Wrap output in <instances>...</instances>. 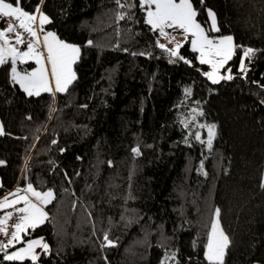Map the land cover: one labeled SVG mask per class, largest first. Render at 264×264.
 Wrapping results in <instances>:
<instances>
[{
	"label": "trees",
	"instance_id": "1",
	"mask_svg": "<svg viewBox=\"0 0 264 264\" xmlns=\"http://www.w3.org/2000/svg\"><path fill=\"white\" fill-rule=\"evenodd\" d=\"M190 2L207 35L232 36V79L208 80L188 41L170 57L139 0H22L79 54L61 92L29 96L11 57L0 65V195L29 184L54 195L22 236L48 250L21 262L0 249V264H209L217 209L222 264H264V0ZM195 122L215 125L210 147Z\"/></svg>",
	"mask_w": 264,
	"mask_h": 264
},
{
	"label": "snow or ice",
	"instance_id": "2",
	"mask_svg": "<svg viewBox=\"0 0 264 264\" xmlns=\"http://www.w3.org/2000/svg\"><path fill=\"white\" fill-rule=\"evenodd\" d=\"M120 7V0H116ZM22 0H13V2H6V0H0V19L11 18L17 22V24H9L7 29L0 30V65L6 63V55L11 56L12 63L15 65L16 60L19 59L21 63L27 60H35L36 64L39 66L32 72L26 73L25 75H20L15 66L12 68V78L20 87L29 95H39L40 90L50 91L51 81H55V90L57 92L65 91L68 84L74 79V75L71 71V65L75 62L79 54V49L76 46L65 43L59 40L56 35L52 32L44 33L42 47L46 51V57L44 51H38L37 45L41 43L40 32L43 31L41 27L38 32L33 28V24L37 21L36 13H39V24L43 26L49 23V18L40 11L37 7L35 13H29L24 10L21 6ZM203 3V0H201ZM141 6H151L154 5L155 8L148 7L147 18L145 23L150 25L153 31H159L161 36H168L169 33L165 31L166 28H178L183 30L185 38L187 34L191 33L193 37L191 43L194 51L200 53L199 62L201 64H208L212 67V72H205V75L212 83H218L220 79H232L231 75L221 76L217 78V71L224 67L229 60L232 59L233 55V38L231 36L221 37L218 40L209 38L205 34V29L196 21L198 15L197 11L194 9L190 0H140ZM208 16L212 21L211 28L209 31L216 32L219 31L216 26L215 14L209 10ZM122 18V17H118ZM17 28L23 29L32 39L27 43L26 51H19L14 47H5L8 45L9 41L5 39L7 33L16 32ZM16 43L23 44L24 39L22 35L17 32ZM160 48L165 46L162 44L158 45ZM181 47L180 44L176 45V49L171 50V55L176 56L177 51ZM253 52L252 49L244 50V56L247 57ZM45 60L47 64L51 65L50 77L49 73L44 67ZM245 68L244 60L241 59L240 70L243 71ZM231 70L229 69V72ZM202 114V113H201ZM201 127H204L201 125ZM208 127V140L207 144L210 147L212 139L214 137L215 125H209ZM2 134V131H0ZM196 139L200 140L199 133H196ZM203 142V141H202ZM55 143V141H54ZM133 153H138V149L133 148ZM2 163V162H0ZM261 187L264 188V182L261 183ZM26 194L23 196H18V199L14 201H9L8 197H5L3 201H0V208L9 206L10 204H18L21 201L24 203V207L17 208L16 211L22 213L20 217V222L14 225L15 231L11 232L10 239L6 244H0V249H7L13 246V242H21L23 240L21 233H25L28 228H35L39 223L47 219V213L43 209L33 203L28 198V193L35 197L38 201L43 204L50 203L54 198L53 192L51 190L47 192L36 191L31 184L23 190ZM19 192V190H18ZM17 193H11L12 196H17ZM12 213L7 214V218H11ZM216 216H219V209L216 210ZM6 222V218H0V232L4 233L6 236L9 233L3 227ZM104 241L106 244L104 246H114V242L108 239L107 234L104 235ZM26 247H20L15 251L4 253V260L6 261H24L25 259H31L33 262L37 260V255L35 249L37 247H42L44 251L48 250V245L43 243L42 240H30L25 241ZM228 246V238L224 235L222 231L217 230V222L214 220L211 225V231L208 236V243L205 245L204 256L209 264H217L220 262L222 264V258L224 251Z\"/></svg>",
	"mask_w": 264,
	"mask_h": 264
},
{
	"label": "rangeland",
	"instance_id": "3",
	"mask_svg": "<svg viewBox=\"0 0 264 264\" xmlns=\"http://www.w3.org/2000/svg\"><path fill=\"white\" fill-rule=\"evenodd\" d=\"M139 2H140V0H139ZM177 2H178V0H177ZM148 7H151V8H155V6L154 5H151V6H148V5H145V6H143V9H144V11H145V19L147 18V9H148ZM209 10H211V9H208L207 10V14H208V11ZM212 11V10H211ZM213 12V11H212ZM214 13V12H213ZM209 17V16H208ZM215 20H216V18H215ZM197 21V20H196ZM198 22V21H197ZM209 22H210V26L212 25V21L210 20V18H209ZM11 24H16V22H10ZM10 23H8L7 24V27L9 26V24ZM199 23V22H198ZM216 26H217V24H216ZM39 29H41L40 28V26H39ZM165 31L167 32V33H169V35L168 36H161L160 35V33H159V31H157V37H156V43H157V45H159V44H162V45H164L165 47V49H167V51H168V54H169V56L170 57H172V58H174V57H176L177 55L178 56H180V52H179V50L177 51V55L176 56H172L171 55V50H174V49H176V45L177 44H180V45H182L183 43H185L186 41H188V45H189V47H190V49H192L193 50V47H192V43H191V41H192V39H193V37L191 36V33H188L187 34V38H185V34L183 33V30H181V29H178V28H171V29H168V28H166L165 29ZM16 32H19V28H17V31ZM206 34V33H205ZM207 35V34H206ZM209 36V38H211V39H214V40H218L219 38H221V37H226V36H231V35H229V34H215V35H208ZM232 37V36H231ZM232 43H233V46H234V48H233V54H234V52H235V44H234V42L232 41ZM0 44H1V41H0ZM16 49H18L19 51H25L23 48H20V47H16ZM246 49H249V48H245V49H243L242 50V52H241V55H240V58H239V62H238V68H239V70H240V65H241V59L243 58V60L245 59V56H244V50H246ZM196 52V56H197V60H198V62H199V56H200V53L198 52V51H195ZM12 59V58H11ZM17 60H19V59H17ZM16 60V61H17ZM20 61V60H19ZM27 61H30V60H27ZM26 61V62H27ZM21 63V62H20ZM199 64H200V67H201V69H202V73H205V72H212V67L210 66V65H208V64H203V65H205V67H203L202 66V64L199 62ZM244 65H245V68H246V64H245V62H244ZM245 68H244V70H245ZM229 69L231 70V63H229V61L227 62V64H225L224 65V67H222V68H220L218 71H217V73H216V75H217V78H219V77H221V76H227V75H231L232 74V71H230L229 72ZM243 70V71H244ZM241 71V70H240ZM243 71H241V72H243ZM209 80V79H208ZM221 80V79H220ZM211 81V80H210ZM192 115H194V113H190V115H189V117L191 116V119L192 120H194L195 121V117L196 116H192ZM196 123V122H195ZM201 125H203L204 127H201ZM209 125H212L211 123H208V124H206V123H201V122H199V123H196V127H193L194 128V130H195V133H194V135L196 134V133H199V135H201L202 133H201V130H202V128H204L205 129V132H206V134H205V137H206V141L208 140V127L207 126H209ZM195 137H196V135H195ZM201 139V138H200ZM262 180H264V170H263V173H262ZM216 221L217 222V230H218V232L219 231H222V229H221V227H220V225H219V221H218V218H217V216H216V211L214 212V214H213V219H212V223H213V221ZM212 223H211V225H212ZM210 231H211V227H210V230H209V233H210ZM223 232V231H222ZM224 233V232H223ZM224 235H225V233H224ZM226 236V235H225ZM207 243H208V241H207ZM206 243V244H207ZM15 244H17L15 241L13 242V246L15 245ZM12 247V246H11ZM252 264H261V263H259V262H254V263H252Z\"/></svg>",
	"mask_w": 264,
	"mask_h": 264
},
{
	"label": "crops",
	"instance_id": "4",
	"mask_svg": "<svg viewBox=\"0 0 264 264\" xmlns=\"http://www.w3.org/2000/svg\"><path fill=\"white\" fill-rule=\"evenodd\" d=\"M36 15H37V21H36V22H37V24L41 27V25L39 24V19H38V17H39V13H36ZM1 22H2V23H1ZM10 22L13 23V22H16V21L13 20V19H11V18H3V19H0V30L7 29V28H8V27H7V24L10 23ZM16 24H17V22H16ZM47 32H51V31H42V32H40V41H41V43H40L39 45H37V50H38V51H44V49H43V47H42V44H43V35H44V33H47ZM52 33H54V32H52ZM54 34H55V33H54ZM16 35H17V32H11V33H7V34H6L5 39H7V40L9 41V43H8V45H5V47H14V48H16V47H20V48H22V46H21L22 44H17V43H16ZM55 35H56V34H55ZM56 37H57V35H56ZM57 38H58V37H57ZM58 39H59V38H58ZM59 40H60V39H59ZM65 43H67V42H65ZM1 44H2V41H1ZM68 44H70V43H68ZM70 45H73V46H76V47H77V45H74V44H70ZM26 46H27V45H26ZM77 48H78V47H77ZM24 50L26 51V50H27V47H25ZM5 55H6V57H11V56L8 55L7 53H5ZM44 55H45V57H46V55H47V54H46V51H44ZM76 59H77V58H76ZM17 61H19V60H17ZM30 61L33 62V65H32L31 68H29V69L26 70V71H22V70L17 66L16 63H15V65H13V66H15L16 71H17L20 75H25L26 73L32 72L34 69H36L37 67H39V66L36 64L35 60H30ZM13 66H12V68H13ZM44 67H46V69H47V71H48V73H49V77H50L51 65L47 64L46 60H45V63H44ZM71 71H72V73H73V75H74V77H75V72H74V69H73V63H72V65H71ZM72 80H73V79H72ZM18 84H19V83H18ZM50 87H51V90H50L51 92H56V90H55V81H51V83H50ZM40 92H43V90H40ZM0 131H2V125H1V122H0ZM27 186H28V185H24V186H22V187H18L17 185H15V186L12 187L10 190H8V191H6V192H4L3 194L0 195V201H3L5 197H8V200H9V201H14V200L18 199V196H23V195L26 194L23 190L26 189ZM18 190H19V192H18ZM36 191H37V190H36ZM17 192H18V195H17V196H12V195H10L11 193H17ZM38 192H42V191H38ZM43 192H47V190H46V191H43ZM27 195H28V198H29L33 203L39 205V206L43 209V211H44L45 213H47V212H46V209H45L46 204H43L41 201H38L35 197L31 196L30 193H28ZM24 206H25V205H24L23 201H21V202L18 203V204H10L9 206H6V207H4V208H0V214H1V209L6 211V209H9V208L17 209V208H14V207H21V208H22V207H24ZM5 211L2 213V216H1L0 218H4V216H5ZM39 224H40V223H39ZM24 234H27V230H26L25 233H21V236H23ZM30 240H42L43 243H46V240H45L44 237H41V236L33 237V238L26 239V240H22V241L19 242V243L16 242L17 244H15V245L12 246V247L7 248V252L15 251V250H17V249L20 248V247H26V243H25V241H30ZM46 244H47V243H46ZM41 250H43L42 247H37V248L35 249V253H36L37 256H38V254H39V252H40Z\"/></svg>",
	"mask_w": 264,
	"mask_h": 264
},
{
	"label": "built area",
	"instance_id": "5",
	"mask_svg": "<svg viewBox=\"0 0 264 264\" xmlns=\"http://www.w3.org/2000/svg\"><path fill=\"white\" fill-rule=\"evenodd\" d=\"M33 28L36 29L38 32L40 31L38 24L35 22L33 24ZM19 33L22 35L24 39V43L27 44L29 40L32 38L23 31V29H19ZM12 213L11 218H7L8 213ZM6 214V222H5V229L9 233V235H5L4 233L0 232V244H6L7 241L10 239L11 232L15 231L14 225L18 223L20 217L23 215L22 213L17 212L16 210H9Z\"/></svg>",
	"mask_w": 264,
	"mask_h": 264
},
{
	"label": "water",
	"instance_id": "6",
	"mask_svg": "<svg viewBox=\"0 0 264 264\" xmlns=\"http://www.w3.org/2000/svg\"><path fill=\"white\" fill-rule=\"evenodd\" d=\"M3 251H7V249H3Z\"/></svg>",
	"mask_w": 264,
	"mask_h": 264
},
{
	"label": "bare ground",
	"instance_id": "7",
	"mask_svg": "<svg viewBox=\"0 0 264 264\" xmlns=\"http://www.w3.org/2000/svg\"><path fill=\"white\" fill-rule=\"evenodd\" d=\"M11 210H16V209H11Z\"/></svg>",
	"mask_w": 264,
	"mask_h": 264
}]
</instances>
